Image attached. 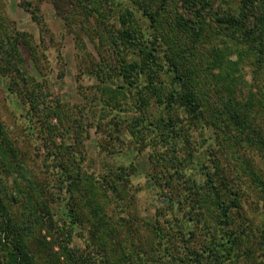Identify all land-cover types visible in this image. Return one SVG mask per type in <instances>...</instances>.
Returning a JSON list of instances; mask_svg holds the SVG:
<instances>
[{
	"label": "trees",
	"instance_id": "obj_1",
	"mask_svg": "<svg viewBox=\"0 0 264 264\" xmlns=\"http://www.w3.org/2000/svg\"><path fill=\"white\" fill-rule=\"evenodd\" d=\"M217 1L68 0L67 22L82 16L83 26L116 59L110 69L102 60H87L101 80L102 109L117 117L123 105L131 110L111 127L115 137L126 133L141 152L150 149L151 177L164 198L144 237L134 219L115 220L102 206L126 207L135 163H106L98 176L83 169L78 124L89 126L80 118L69 123L62 104L51 100L39 45L12 22L3 23L0 12V75L49 159L40 177L0 119V179L6 174L14 181L11 192L0 183V264H57L55 255L65 264H264L252 256L249 234L235 218L250 197L247 190L264 201V123L258 120L264 110V0ZM23 48L41 79L31 73ZM52 119L69 133L75 130L73 144H56ZM210 130L217 150H205L197 168L196 135ZM250 154L260 158L262 169ZM10 199L21 203V218ZM53 203L63 204L59 218ZM166 214L172 217L165 224L159 215ZM76 224L85 225L88 235L83 249L74 242ZM41 229L59 248L46 261L43 254L52 251L45 236H37ZM260 233L264 254V228Z\"/></svg>",
	"mask_w": 264,
	"mask_h": 264
},
{
	"label": "rangeland",
	"instance_id": "obj_2",
	"mask_svg": "<svg viewBox=\"0 0 264 264\" xmlns=\"http://www.w3.org/2000/svg\"><path fill=\"white\" fill-rule=\"evenodd\" d=\"M29 1L32 8L36 7L40 21L36 20L30 11L27 10ZM219 2L220 0L217 1V4ZM38 6L40 7L39 10L37 9ZM71 9L72 7L68 5V0H0V12L5 18L3 23H7L6 19L8 22H12L16 30L26 33L27 38L30 37L35 45H39L40 52L37 56L40 60L39 64L42 66L43 77L46 78L47 85L53 93L51 100L59 101L62 104L64 112L68 114L69 123L80 118L83 126H89L87 127L90 131H87L78 124V127L83 131V135L81 138L82 142H77L76 149L80 150L79 152L85 156L83 169L98 176V173L103 172L105 165H107L106 163L114 165L119 163L129 164L131 161L135 163L136 170L134 169V173L131 174L130 195L128 193L126 197L128 199L126 207L124 206V209L121 207L115 208L114 205L106 203L102 204V206L109 214L115 213L117 215L115 220L119 215H127L129 218L134 219L135 228L141 229L138 236L143 235L144 237L146 234L144 228H146L147 220L155 215L157 216L158 208L161 205L160 200L162 201V198H164L163 190L157 187L158 185H155L151 177L154 171L147 157L150 149L146 147L141 152L126 133L115 137L111 127L115 126V122L121 116L126 117L131 110H126L125 108H128L129 105H123V109L119 113L121 115L117 117L115 116L116 111L110 112L105 110V108H103L104 110L102 109V102L99 103L98 100L100 93L97 88L101 80L94 74L91 63L87 65V60L89 59L90 62L91 60H102L101 63L103 65L107 64L105 67L110 69L111 66H114L116 59L110 52L104 51L103 43L100 38L96 37L93 30L90 27L83 26L82 16L79 15L67 22L64 16L67 13H71ZM72 13L74 12L72 11ZM93 25H95V21ZM23 49L25 58L27 61L29 60L31 73L41 79L42 75H40V72L31 68L28 55L30 53L25 48ZM102 56L105 58L102 59ZM247 69L246 80L251 81V68L247 67ZM15 100L17 98L8 91L4 77L0 75V119L6 124L11 137L18 140V145L22 151L30 155L31 164L34 167L36 166L35 168L39 172L40 177H43L46 174V164L49 163V159H43L47 154L46 147L44 148L41 145L38 131H35L32 135L29 133L26 119L21 114V109L17 108ZM55 101L52 103L55 104ZM259 114V122L264 123V110H261ZM100 121L102 126L97 127ZM51 122L58 125L59 133L55 135L56 144L61 145L65 142L66 144H73L75 135H77L75 130L69 133L58 120L52 119ZM196 140L198 149L195 151V165L199 168L200 160L205 154L204 151L209 150L212 145L215 148L217 146L213 144L215 140L212 130L207 131L205 137L199 132L196 135ZM251 156L253 164L262 169L263 164L260 158L256 154H250ZM222 161L225 162V159L222 158ZM231 161H233V157ZM191 170L196 171V167L190 165L189 171ZM161 182L162 185L165 184L163 180ZM0 183L8 191L14 187L11 175L5 174L0 179ZM246 193L250 197L247 201L242 202V209L240 208L242 213L235 215V218L240 223L239 230H247L249 234V244L252 245L251 249L254 250L252 256L256 257L257 260H263V250L257 245V242L260 241V232L264 228V201L256 195V192L247 190ZM167 194L169 195L170 193ZM7 195H10V193H7ZM123 198H125V195ZM126 198L122 200L123 203H126ZM130 198H132V201H130ZM8 202H10L13 214L21 218V203L11 199ZM62 205L53 203L55 218L60 217ZM84 210L86 211L88 208L85 207ZM159 217L165 223L172 216L166 214L165 216L159 215ZM85 224L89 225L88 223ZM83 227L85 225L76 224L73 230L74 242L82 249L87 246L88 240L87 232ZM46 233L45 229H41L38 230L37 235L40 240H43L45 236L44 246L50 247V251H52L43 254L44 261L59 252L57 246L51 245L52 238L50 236L46 237ZM197 237L203 236L197 235ZM55 256L56 260H53L54 262L58 264L60 261L61 264H65L63 257L59 260L57 255Z\"/></svg>",
	"mask_w": 264,
	"mask_h": 264
}]
</instances>
